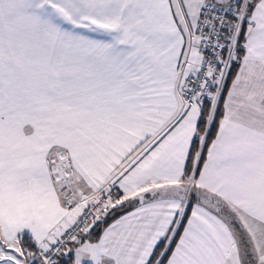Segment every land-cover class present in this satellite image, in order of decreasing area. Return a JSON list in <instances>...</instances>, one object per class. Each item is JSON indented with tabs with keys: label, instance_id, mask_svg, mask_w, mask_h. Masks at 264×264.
Here are the masks:
<instances>
[{
	"label": "snow or ice",
	"instance_id": "6c2138e0",
	"mask_svg": "<svg viewBox=\"0 0 264 264\" xmlns=\"http://www.w3.org/2000/svg\"><path fill=\"white\" fill-rule=\"evenodd\" d=\"M0 264H264V0H0Z\"/></svg>",
	"mask_w": 264,
	"mask_h": 264
}]
</instances>
